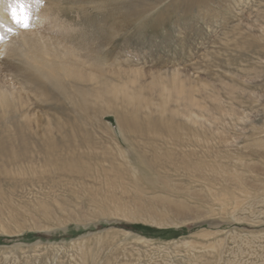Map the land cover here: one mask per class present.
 I'll use <instances>...</instances> for the list:
<instances>
[{
    "label": "rangeland",
    "instance_id": "1",
    "mask_svg": "<svg viewBox=\"0 0 264 264\" xmlns=\"http://www.w3.org/2000/svg\"><path fill=\"white\" fill-rule=\"evenodd\" d=\"M33 4L0 0V264H264V0Z\"/></svg>",
    "mask_w": 264,
    "mask_h": 264
},
{
    "label": "bare ground",
    "instance_id": "2",
    "mask_svg": "<svg viewBox=\"0 0 264 264\" xmlns=\"http://www.w3.org/2000/svg\"><path fill=\"white\" fill-rule=\"evenodd\" d=\"M96 1V0H95ZM129 1V0H128ZM34 12V11H33ZM56 12V11H55ZM38 17V16H37ZM34 26V25H33ZM35 29V28H34ZM31 33V32H30ZM101 93L97 94L96 95V99H98L97 101H100L102 99V96L100 95ZM116 94V93H115ZM114 94V95H115ZM138 97H135L134 95L133 96H129L128 94L123 96V98H119V96H114L115 99H121L122 102L126 105V106H129L132 111V117L130 119V124L132 126V128L134 129V131L136 133H141L142 131H144V129L139 125L140 123V120L138 119V116L142 115V108H144L145 106H147V102L144 103L141 99V97H139V95H137ZM104 97V96H103ZM10 95L8 93V91H4L1 93V103L5 106H8L10 104ZM188 102H193L190 98L188 100ZM191 104V103H190ZM84 107V106H83ZM120 120V119H119ZM124 121V123H127L126 120H122V122ZM144 124V123H143ZM55 148V147H54ZM48 155L50 154V151L48 150L47 151ZM50 158V157H49ZM136 160H135V163L138 167V170L141 171V181H147L149 178L147 176V171L152 168V164L151 162L147 161L146 158H138V157H135ZM154 166H156V163L154 164ZM183 167L185 168H188V169H195V171L197 172H202L204 169H205V166H203L202 164H190L189 162H184L183 163ZM54 168L55 170L59 171V172H69V173H79L81 174V171L83 170H79L76 168V166H74L73 164H71L70 162H67V163H60L59 164H55L54 165ZM75 176V175H74ZM79 176V175H77ZM81 176V175H80ZM79 176V177H80ZM83 176H84V173H83ZM88 176V175H87ZM82 177V176H81ZM140 177V176H139ZM122 179V178H121ZM124 179V178H123ZM122 179V180H123ZM122 180H118L117 178H113L112 180L110 181H113V182H118V183H122L123 185L125 184V182L123 183ZM125 181V180H124Z\"/></svg>",
    "mask_w": 264,
    "mask_h": 264
},
{
    "label": "snow or ice",
    "instance_id": "3",
    "mask_svg": "<svg viewBox=\"0 0 264 264\" xmlns=\"http://www.w3.org/2000/svg\"><path fill=\"white\" fill-rule=\"evenodd\" d=\"M35 6L38 8L40 0H34ZM33 0H7V12L11 17L12 22L19 28L29 29L31 27V20L33 15ZM3 27V25H0ZM7 32L15 34V29L7 27ZM4 37L0 35V42Z\"/></svg>",
    "mask_w": 264,
    "mask_h": 264
}]
</instances>
